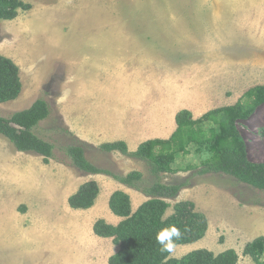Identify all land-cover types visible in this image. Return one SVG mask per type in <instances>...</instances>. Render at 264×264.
<instances>
[{
    "label": "rangeland",
    "instance_id": "rangeland-1",
    "mask_svg": "<svg viewBox=\"0 0 264 264\" xmlns=\"http://www.w3.org/2000/svg\"><path fill=\"white\" fill-rule=\"evenodd\" d=\"M18 1L30 9L18 10L11 21L0 20V55L18 66L22 89L16 100L0 104V117L44 99L50 116L33 132L54 150L43 164L41 156L17 152L0 135V264H106L111 256L108 249L95 255L89 248L91 236L83 227L92 215L70 209L67 199L88 181L102 188L113 180L75 168L65 152L70 146H81L85 158L101 170L120 176L140 172L138 189L125 190L133 200H148L143 191L155 182L182 184L174 199H166V214L174 203L189 200L206 218L216 220L201 240L178 245L169 258L180 259L198 249L214 255L233 249L236 264H254L243 250L246 243L264 236V192L224 174H199L211 154L194 146L188 155L176 156L172 173L155 177L145 161L104 153L96 141L75 134L74 118L67 119L60 108L80 97L75 84L91 83L74 79L75 58L95 55L89 48L92 40L123 38L154 41L155 49L162 51L163 56L153 60L154 69L148 57V77L139 80L148 102L154 95L157 101L167 98L172 108L190 109L195 116L234 105L248 89L264 86V0ZM77 42L88 47L78 49ZM237 127L248 159L264 164V104ZM107 193L103 188L99 212Z\"/></svg>",
    "mask_w": 264,
    "mask_h": 264
},
{
    "label": "trees",
    "instance_id": "trees-1",
    "mask_svg": "<svg viewBox=\"0 0 264 264\" xmlns=\"http://www.w3.org/2000/svg\"><path fill=\"white\" fill-rule=\"evenodd\" d=\"M30 6L18 0H0V20L11 21L18 15V10H29ZM22 85L18 66L10 59L0 55V104L14 101L21 93ZM245 100V102H243ZM264 104V86L248 89L242 98L232 106L206 112L194 119L187 109L178 111L174 121L175 131L168 139H153L141 143L134 152H130L122 141L103 143L99 149L104 153L117 152L123 156L145 161L152 175L172 173V165L178 155H188L191 146L195 150H207L211 154L205 161L199 174L220 173L230 176L239 183L264 192V164L248 159L246 143L237 124L247 121L255 109ZM50 116L47 102L36 99L29 108L14 112L9 117H0V135L9 141L17 152L34 153L42 157L43 164H48L53 157L54 147L39 138L33 132L40 122ZM72 165L79 171L90 175H105L123 186L138 189L142 175L138 171L125 176L101 170L90 163L84 156L81 146H70L65 150ZM179 185L153 183L143 192L150 196L134 213H131L130 197L122 191L111 194L108 207L123 220L116 226L99 219L93 224L95 236L108 238L118 247L115 254L108 258L107 264H236L238 255L233 249H227L217 255L205 249L194 250L180 259L169 258L168 253L158 251L155 242L156 232L169 224L181 229L182 237L176 242L186 245L201 240L207 231L208 220L196 210L192 201L184 200L171 207L174 215L165 216L170 208L166 199H174L182 188ZM99 194L95 181L82 184L67 199L73 210L90 209ZM264 236L248 242L243 255L249 256L254 264H264Z\"/></svg>",
    "mask_w": 264,
    "mask_h": 264
},
{
    "label": "crops",
    "instance_id": "crops-1",
    "mask_svg": "<svg viewBox=\"0 0 264 264\" xmlns=\"http://www.w3.org/2000/svg\"><path fill=\"white\" fill-rule=\"evenodd\" d=\"M77 43L76 48L78 49L86 44L84 42ZM156 46L154 41H147L146 39L92 40L89 48L95 55L88 58L86 57L87 54H83L80 58H75L73 61L76 74L74 79H91V83L88 85L81 84L82 86H78L75 84V94L80 97L76 98L73 104L66 103L60 108L61 113L67 119L74 118L76 123L75 134H82L88 137L90 141L94 140L100 145L122 141L126 143L130 152H134L143 142L153 139H168L171 136L176 129L175 115L182 109L172 108L174 104L170 103L167 98L157 101L155 95L148 102L147 97L145 98L143 94L146 90L145 88L142 90V84H140V79L146 80L148 77L146 72L148 57H152L150 68L154 69L153 60H156L155 56L157 54L158 58L163 56L161 50L155 49ZM87 47L88 44L83 48ZM82 52L87 51L83 49ZM69 63L68 61L63 62L66 67H69ZM117 79H124V81H117ZM143 86L145 87V83ZM187 110L190 111V109ZM192 115L196 119L202 114ZM120 185L115 180H107L101 186L102 188H99V194L94 205L88 210H81L92 215L85 222L88 227L84 225L83 229L91 236L89 248L95 250V255L105 252L107 249L111 252L110 255H113L118 250L117 246L109 245V242H112L111 239L97 237L92 231L93 224L99 219L113 226L118 225L123 220L109 210L108 201L111 194L115 191H122L129 195L131 213H134L145 202L139 203L136 199L133 200L132 195L125 191L127 187ZM103 188L108 193L104 199V208L99 212L97 203L102 196ZM114 188L117 189L112 190ZM133 201H136L135 205H133ZM169 215L171 214H165L166 217ZM217 219L218 221L221 220V218ZM72 220L76 221L75 219ZM207 220L208 231L211 226L214 227L213 223L216 220L211 221L209 218ZM260 220H264V218ZM70 228L74 230L73 226ZM260 228L264 229V226Z\"/></svg>",
    "mask_w": 264,
    "mask_h": 264
},
{
    "label": "clouds",
    "instance_id": "clouds-1",
    "mask_svg": "<svg viewBox=\"0 0 264 264\" xmlns=\"http://www.w3.org/2000/svg\"><path fill=\"white\" fill-rule=\"evenodd\" d=\"M174 215V210L170 213ZM182 237V232L175 224H169L160 228L155 235V242L159 246L158 251L161 253L173 254L176 250V242Z\"/></svg>",
    "mask_w": 264,
    "mask_h": 264
}]
</instances>
